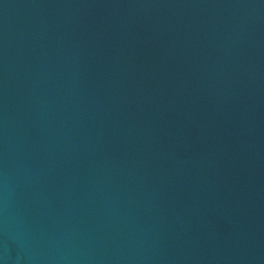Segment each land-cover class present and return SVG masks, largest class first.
<instances>
[{"label": "water", "instance_id": "water-1", "mask_svg": "<svg viewBox=\"0 0 264 264\" xmlns=\"http://www.w3.org/2000/svg\"><path fill=\"white\" fill-rule=\"evenodd\" d=\"M0 264H264V0H0Z\"/></svg>", "mask_w": 264, "mask_h": 264}]
</instances>
